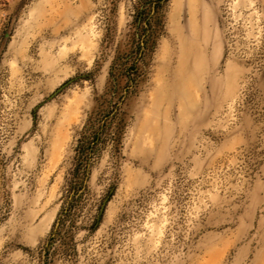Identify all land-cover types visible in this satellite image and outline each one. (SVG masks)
Instances as JSON below:
<instances>
[{"label":"rangeland","instance_id":"1","mask_svg":"<svg viewBox=\"0 0 264 264\" xmlns=\"http://www.w3.org/2000/svg\"><path fill=\"white\" fill-rule=\"evenodd\" d=\"M9 27L0 264H264V0H0Z\"/></svg>","mask_w":264,"mask_h":264},{"label":"water","instance_id":"2","mask_svg":"<svg viewBox=\"0 0 264 264\" xmlns=\"http://www.w3.org/2000/svg\"><path fill=\"white\" fill-rule=\"evenodd\" d=\"M10 33H11V27H9L7 30H6V32H5V34H4V36H3V39H1L2 40V43H1V45H0V54H1V52H2V50H3V48H4V46H5V44H6V42H7V39L9 38V36H10ZM74 80H70V81H68L67 83H65L64 85H62L59 89H57L51 96H49V98L48 99H51V98H53L55 95H57L59 92H61V90H63V88H65L68 84H70L71 82H73Z\"/></svg>","mask_w":264,"mask_h":264}]
</instances>
